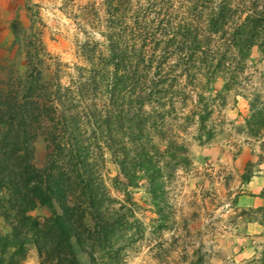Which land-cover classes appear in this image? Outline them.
<instances>
[{
	"label": "trees",
	"instance_id": "1",
	"mask_svg": "<svg viewBox=\"0 0 264 264\" xmlns=\"http://www.w3.org/2000/svg\"><path fill=\"white\" fill-rule=\"evenodd\" d=\"M86 4L80 17L99 38L79 44L83 64L73 65L65 81L57 60L43 73L48 64L37 49L22 72L0 80V264H21L29 247L36 264H80L74 245L91 264H123L147 230L155 236L148 248L156 258L171 245L173 264H203L190 218L176 222L166 185L190 162L179 132L191 122L203 130L212 111L206 86L221 78L224 90L245 89L250 48L264 54V0ZM247 93L240 92L249 111L244 130L264 160V95ZM38 135L46 148L41 167L33 163ZM104 151L118 170L111 184L119 200L102 178ZM139 181L155 214L147 224L130 191ZM39 204L48 215L29 214ZM260 215L264 235V211ZM167 228L181 231L171 232L170 243L160 235ZM246 264H264V242Z\"/></svg>",
	"mask_w": 264,
	"mask_h": 264
},
{
	"label": "rangeland",
	"instance_id": "2",
	"mask_svg": "<svg viewBox=\"0 0 264 264\" xmlns=\"http://www.w3.org/2000/svg\"><path fill=\"white\" fill-rule=\"evenodd\" d=\"M87 1L92 0H0V80L22 72L27 56L34 59L37 49L48 64L43 73L48 74L52 62L57 60L64 66L59 76L65 81L66 72H72L73 65L83 64L79 44L87 37L99 38L80 17ZM244 75L245 89L240 91L224 90L221 78L206 86L203 93L211 98L212 111L203 130L198 131L197 124L191 122L179 132L190 162L186 167H178L166 185V199L176 222L180 217L190 218L187 225L192 244L200 248L203 264H246L264 242L263 228L257 222L264 211V160L257 156V141L244 130V118L249 111L246 97L240 95L252 90L264 95V54L256 46L249 50ZM45 152V142L38 135L33 141L35 166L43 165ZM246 165L251 171L248 180L241 178ZM101 174L110 196L119 200L121 194L111 184L118 170L107 151ZM145 186L144 181H139L130 191L143 208L138 217L147 224L155 214ZM29 214L42 217L49 214V209L39 204ZM83 222L91 228L87 211ZM170 228L160 233L167 243ZM180 232L178 229L172 233ZM153 237L147 230L138 247L127 252L123 264H173L177 249L165 245L168 252L156 258L148 248ZM74 249L80 264H91L76 245ZM36 260L34 249L29 247L21 264H36Z\"/></svg>",
	"mask_w": 264,
	"mask_h": 264
}]
</instances>
